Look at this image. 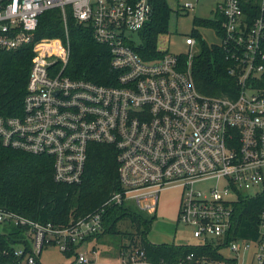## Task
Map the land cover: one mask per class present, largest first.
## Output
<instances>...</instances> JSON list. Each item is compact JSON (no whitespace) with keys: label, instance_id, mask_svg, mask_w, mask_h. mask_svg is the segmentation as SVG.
Listing matches in <instances>:
<instances>
[{"label":"built area","instance_id":"built-area-1","mask_svg":"<svg viewBox=\"0 0 264 264\" xmlns=\"http://www.w3.org/2000/svg\"><path fill=\"white\" fill-rule=\"evenodd\" d=\"M154 2L0 0V48L32 43L34 51L22 113L0 114V145L52 157L54 179L77 184L91 145L111 144L118 151L121 183L103 206L68 221L38 220L0 207V232H16L2 264H190L151 260L135 245L119 250L114 261L99 259L92 243L104 230L106 207L132 203L156 213L160 192L180 187L178 221L192 228L198 243H222L240 195L264 189V0H220L214 10L220 23L219 30L214 28L217 44L236 78L233 95L198 90L192 60L200 47L193 35L185 39L186 63L169 49L158 58L140 55L134 45L154 15ZM197 2L169 0L171 18ZM50 9L60 11L64 33L36 39L40 16ZM71 19L108 46L115 70L110 82L65 72ZM206 180L215 184L197 185ZM258 231L256 238L226 244L224 259L193 252L187 259L242 264L241 256L264 264V215ZM51 249L62 259L45 262L42 254Z\"/></svg>","mask_w":264,"mask_h":264},{"label":"trees","instance_id":"trees-1","mask_svg":"<svg viewBox=\"0 0 264 264\" xmlns=\"http://www.w3.org/2000/svg\"><path fill=\"white\" fill-rule=\"evenodd\" d=\"M154 15L141 30L140 42L134 45L144 59L158 58L169 49L171 8L169 0H155ZM195 17L194 23L220 29L216 18ZM219 32V31H218ZM63 18L58 9L40 16L35 38L61 36ZM71 56L65 72L74 78L108 83L114 71L107 45L98 43L92 30L70 20ZM192 35L200 50L192 60V72L199 91L208 95H233L236 78L229 74L230 62L217 43L208 42L197 29ZM34 55L33 44L6 50L0 48V114H20ZM187 62L186 52L180 53ZM116 147L106 143L91 145L83 179L77 184L54 179L53 158L0 145V207L43 221H68L94 211L105 204L111 194L121 189ZM264 215V189L253 195H240L235 203L230 232L225 242H161L148 237L156 218L132 203H115L106 207L104 230L98 240L118 239L119 250L135 245L145 249L151 260L193 264L197 257L224 259L223 247L234 239L256 238ZM16 232H0V264L9 259V239Z\"/></svg>","mask_w":264,"mask_h":264},{"label":"rangeland","instance_id":"rangeland-1","mask_svg":"<svg viewBox=\"0 0 264 264\" xmlns=\"http://www.w3.org/2000/svg\"><path fill=\"white\" fill-rule=\"evenodd\" d=\"M176 1V0H175ZM183 1V0H180ZM220 0H198L194 9L182 11L181 14L175 15L170 19V42L169 50L171 52H186L189 45L185 39L187 35H192L193 29H197L199 33L210 43H219L220 36L214 28L208 26H200L194 23L195 17L213 18L215 8ZM136 43H139L136 40ZM215 184V180H206L199 182L197 185L206 187ZM180 187H170L160 192L159 203L156 211V218L153 222L152 229L148 234L151 241L155 243L161 242H181L190 243L198 242L192 234V228L187 224L178 221V211L180 205ZM92 245H96L97 255L99 259L105 261H114L117 259L119 251L118 239L96 240ZM226 254L230 253V249H224ZM95 254V253H94ZM43 259L47 263H53L62 259V255L58 250L51 249L42 254ZM242 264H251L250 257H239Z\"/></svg>","mask_w":264,"mask_h":264}]
</instances>
